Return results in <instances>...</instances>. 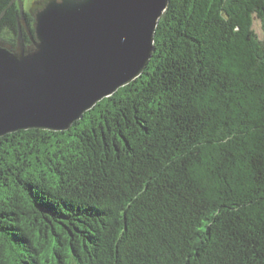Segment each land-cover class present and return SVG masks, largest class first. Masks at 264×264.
<instances>
[{
  "label": "trees",
  "instance_id": "trees-1",
  "mask_svg": "<svg viewBox=\"0 0 264 264\" xmlns=\"http://www.w3.org/2000/svg\"><path fill=\"white\" fill-rule=\"evenodd\" d=\"M153 47L68 129L0 137V264H264V0H168Z\"/></svg>",
  "mask_w": 264,
  "mask_h": 264
},
{
  "label": "water",
  "instance_id": "water-1",
  "mask_svg": "<svg viewBox=\"0 0 264 264\" xmlns=\"http://www.w3.org/2000/svg\"><path fill=\"white\" fill-rule=\"evenodd\" d=\"M34 37L0 42V137L62 131L138 77L168 0H43ZM23 9L22 3L19 5ZM5 10L1 12L0 15Z\"/></svg>",
  "mask_w": 264,
  "mask_h": 264
},
{
  "label": "flooded vegetation",
  "instance_id": "flooded-vegetation-1",
  "mask_svg": "<svg viewBox=\"0 0 264 264\" xmlns=\"http://www.w3.org/2000/svg\"><path fill=\"white\" fill-rule=\"evenodd\" d=\"M22 3L23 9L20 11L19 5ZM3 7L0 14V42L14 49L16 37L20 30L23 35L24 43L31 44V38L28 31L34 37V20L36 13L44 6L43 0H0ZM8 35L15 38L13 44H10ZM29 41V43H27Z\"/></svg>",
  "mask_w": 264,
  "mask_h": 264
},
{
  "label": "rangeland",
  "instance_id": "rangeland-1",
  "mask_svg": "<svg viewBox=\"0 0 264 264\" xmlns=\"http://www.w3.org/2000/svg\"><path fill=\"white\" fill-rule=\"evenodd\" d=\"M253 24H254V28L256 29V31L260 34V30H259V26H258V21H254Z\"/></svg>",
  "mask_w": 264,
  "mask_h": 264
}]
</instances>
